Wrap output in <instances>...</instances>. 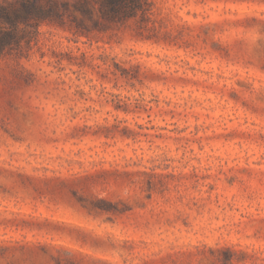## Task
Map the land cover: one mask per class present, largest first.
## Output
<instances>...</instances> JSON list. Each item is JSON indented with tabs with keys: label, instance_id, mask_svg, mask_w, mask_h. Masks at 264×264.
<instances>
[{
	"label": "clouds",
	"instance_id": "1",
	"mask_svg": "<svg viewBox=\"0 0 264 264\" xmlns=\"http://www.w3.org/2000/svg\"><path fill=\"white\" fill-rule=\"evenodd\" d=\"M0 264H264V0H0Z\"/></svg>",
	"mask_w": 264,
	"mask_h": 264
},
{
	"label": "rangeland",
	"instance_id": "2",
	"mask_svg": "<svg viewBox=\"0 0 264 264\" xmlns=\"http://www.w3.org/2000/svg\"><path fill=\"white\" fill-rule=\"evenodd\" d=\"M41 211L43 212V209Z\"/></svg>",
	"mask_w": 264,
	"mask_h": 264
}]
</instances>
